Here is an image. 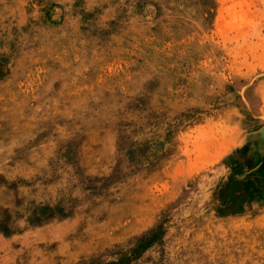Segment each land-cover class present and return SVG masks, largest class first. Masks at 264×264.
Here are the masks:
<instances>
[{"label":"rangeland","instance_id":"obj_1","mask_svg":"<svg viewBox=\"0 0 264 264\" xmlns=\"http://www.w3.org/2000/svg\"><path fill=\"white\" fill-rule=\"evenodd\" d=\"M263 125L264 0H0V264H264Z\"/></svg>","mask_w":264,"mask_h":264},{"label":"crops","instance_id":"obj_2","mask_svg":"<svg viewBox=\"0 0 264 264\" xmlns=\"http://www.w3.org/2000/svg\"><path fill=\"white\" fill-rule=\"evenodd\" d=\"M264 125L261 126L256 131H253V134L257 136L251 138V144L246 143L245 145L241 146L240 149L232 150L229 155V160L237 159L238 157L241 158L240 161H243V168L246 170V173H250L249 175L253 177L255 182L259 185L260 188L264 189V157L261 158L258 152L255 150V142L256 140H260L263 138L264 140ZM262 142V141H261ZM254 146V147H253ZM235 165V164H234ZM234 178H236L240 173L233 168L231 171ZM242 173V172H241ZM232 176V175H231ZM246 178V177H245Z\"/></svg>","mask_w":264,"mask_h":264}]
</instances>
